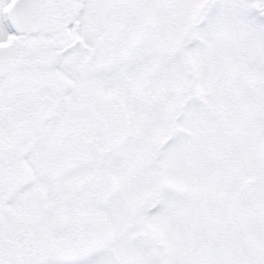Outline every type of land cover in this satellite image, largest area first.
Wrapping results in <instances>:
<instances>
[{
  "label": "snow or ice",
  "instance_id": "6c2138e0",
  "mask_svg": "<svg viewBox=\"0 0 264 264\" xmlns=\"http://www.w3.org/2000/svg\"><path fill=\"white\" fill-rule=\"evenodd\" d=\"M0 264H264V0H0Z\"/></svg>",
  "mask_w": 264,
  "mask_h": 264
}]
</instances>
